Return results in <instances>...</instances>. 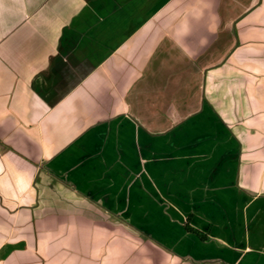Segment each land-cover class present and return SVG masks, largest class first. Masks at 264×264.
<instances>
[{"label":"crops","instance_id":"crops-1","mask_svg":"<svg viewBox=\"0 0 264 264\" xmlns=\"http://www.w3.org/2000/svg\"><path fill=\"white\" fill-rule=\"evenodd\" d=\"M0 264H264V0H0Z\"/></svg>","mask_w":264,"mask_h":264}]
</instances>
